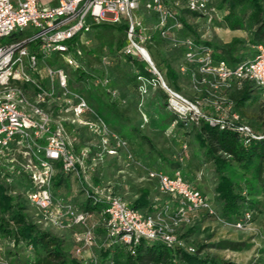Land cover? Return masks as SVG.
Returning a JSON list of instances; mask_svg holds the SVG:
<instances>
[{"label":"trees","instance_id":"obj_1","mask_svg":"<svg viewBox=\"0 0 264 264\" xmlns=\"http://www.w3.org/2000/svg\"><path fill=\"white\" fill-rule=\"evenodd\" d=\"M147 1H141L136 15L147 28L155 27L151 40L145 46L167 86L188 100L208 102L201 108L214 118L218 113L211 103L223 98L226 107L232 106L231 113H237L256 132L264 133L262 124L247 116L248 106L263 99L260 87L254 82L233 78L229 87L214 89L211 76H207V84L202 83L199 66L187 62L184 46L187 39H193L197 45L212 50L216 63L225 61L230 68L254 58L258 53L257 47L264 46V0H211L212 7L227 11L222 21L227 28L244 30L249 34V39L234 38L229 43L205 39L206 26L210 21L175 6L172 0L164 1L176 11L181 27L175 29L169 38L163 37L161 30L156 28L158 15L145 9ZM189 15L193 16V23L189 21ZM127 31L125 19L118 24H95L87 35L91 44L82 47L81 69L73 70L59 56L51 64L65 70L71 91L85 96L111 131L128 143L129 150L146 170H125V150H119L118 155H105L98 162L91 173L93 184H110L125 200V193L131 194L132 200L126 201L133 208L145 216H154L164 214L166 206L175 212L178 202L176 197L160 191L157 181L147 177V170L168 175L181 171L185 181L194 186L200 174L204 181L213 182L214 198L221 208V215L216 211L219 218L234 223L249 214L250 221H253L261 210V197L264 196V139L246 143L237 131L213 126L206 119L195 122L190 117L182 118L170 110L169 95L162 87L153 85L157 77L150 72L148 63L137 56L124 55ZM104 34L110 35V39L103 37ZM75 45L72 42L71 47ZM103 57L111 63L107 68L102 65ZM106 74L111 79L109 87L95 86L90 81ZM144 84L146 94L141 91ZM187 88L196 89L198 97L194 98ZM112 91L117 95L113 96ZM53 106L54 117L71 109L62 101L54 102L51 109ZM151 112L155 114L152 123L149 122ZM63 125L77 137V150L93 144L91 149L95 153L94 145L99 144V139L88 127L78 129L71 124ZM110 145L114 147L112 141ZM129 171H137L144 181L134 183V177H126ZM64 177L58 173L53 180L55 198L59 195L55 189L61 187ZM8 178L12 179L11 183ZM82 185L85 187L84 183ZM31 189L32 180L28 172L19 166L11 170L10 164L0 160V264H236L205 254L204 245L195 247L187 240L200 231L199 224L203 220L217 221L207 211H199L192 220V226L182 225L177 230L181 244L170 247L162 241L141 240L137 245H127L108 240L102 218L98 215L104 205H92L89 197L83 203L82 211L95 214V220L100 222L96 229L98 246L94 249L93 259L78 257L74 250L75 237L67 240L39 223L40 213L27 198ZM184 226L187 227L186 232L180 235ZM189 247H194L195 252H189Z\"/></svg>","mask_w":264,"mask_h":264},{"label":"built area","instance_id":"obj_2","mask_svg":"<svg viewBox=\"0 0 264 264\" xmlns=\"http://www.w3.org/2000/svg\"><path fill=\"white\" fill-rule=\"evenodd\" d=\"M141 1L53 0L45 5L43 0H0V39H12L10 43L0 44V160L10 164L11 170L19 166L30 174L32 189L27 193V198L39 211V223L43 227L81 229L75 235L74 250L78 257L94 258V249L98 246L96 229L100 222L95 220V214L80 210L72 200L55 198L53 180L58 173L76 176L85 184L84 193L91 198L92 203L104 205L98 215L102 218L101 223L111 243L137 245L141 240H147L162 241L170 247L181 244L177 230L182 225L191 224L199 211H207L217 221L238 230L251 222L249 214L234 223L219 218L208 195L185 181L181 171L168 175L147 170V177L157 181L160 191L176 197L178 202L175 212L166 206L164 214L154 216H145L133 208L115 193L110 184L97 186L92 182L91 173L98 162L105 155H118L119 150H125V170H146L129 150L128 143L111 131L86 98L71 91L69 77L63 68L48 65L47 79L50 84H44L40 77L39 61L56 55L73 70L81 69L82 47L91 44L87 35L95 24H118L125 19L128 31L124 55L137 56L148 63L150 72L157 77L153 85L167 91L168 107L180 117H190L195 122L206 119L213 126L237 131L246 143L264 139V133L256 132L237 113H231L232 106L226 107L223 98L211 103L218 113V117L214 118L201 108L208 102L202 99L188 100L167 86L145 46L151 40V32L155 27L147 28L138 19L136 11ZM172 1L175 6L185 8L210 22L219 18L220 11L211 6V0ZM145 9L158 15L156 28L161 30L163 37L169 38L175 29L181 27L176 11L169 8L164 0H148ZM108 13L115 14L113 20L106 18ZM28 29L34 31L33 35L26 36ZM17 31L20 36L16 34ZM72 42L76 44L73 48ZM184 46L187 49V62L199 66L203 75L202 83L209 82L207 76L213 77L211 87L214 89L229 87L233 78L254 82L260 87L264 99L263 45L257 47L258 53L254 58L235 68H230L225 61L216 63L212 50L197 45L193 39H187ZM110 64L107 57L102 58L105 68ZM35 74L39 78H35ZM90 81L101 87L111 84L107 74L91 78ZM141 91L147 93L146 84L141 87ZM112 94L116 96L117 92L112 91ZM61 101L70 106L72 122L88 127L99 139V144L94 145L95 153L91 149L93 144L77 150V137L66 130L59 117H53L50 105ZM111 141L114 147L110 145ZM8 182L11 183L12 179L8 178ZM188 250L195 252L194 247Z\"/></svg>","mask_w":264,"mask_h":264},{"label":"rangeland","instance_id":"obj_3","mask_svg":"<svg viewBox=\"0 0 264 264\" xmlns=\"http://www.w3.org/2000/svg\"><path fill=\"white\" fill-rule=\"evenodd\" d=\"M49 1L53 0H43V3L46 5ZM56 2V0H54ZM216 2V1H215ZM219 10V9H218ZM219 18L210 22L206 26L205 39L213 40L218 39L224 43H229L230 40L235 38V35H244L240 38L249 39V34L244 30H231L227 28L223 23L224 16L227 14L226 10H219ZM250 12V11H249ZM248 12V13H249ZM115 14L108 13L106 18L108 20H113ZM188 19L191 23L194 22V18L192 15L188 16ZM221 23V24H218ZM34 31L32 29H28L26 31V36L33 35ZM17 35L20 36L19 31L16 32ZM103 37L106 39H110V35L104 34ZM12 39L6 38L1 40L0 44L10 43ZM255 51V49L253 48ZM56 55L50 56L46 59H42L39 61V69H40V77L43 79L45 85H49V80L47 79V67L51 65L54 61ZM94 59V57L92 56ZM35 78H39V76L33 75ZM190 94L196 98L198 97L199 92L196 89L191 88ZM84 96V95H83ZM85 97V96H84ZM87 100V99H86ZM264 100L261 99L257 104H251L247 108V116L248 118H253L258 121V123L264 128V114L262 113V104ZM55 106H53L52 112L53 117L56 116ZM59 115V119L63 124H71L74 125L75 128L84 127L82 124H75L72 122L73 115L71 110H64ZM58 118V117H54ZM85 120V118H83ZM90 146V145H88ZM87 147V146H85ZM80 150V149H79ZM133 177V176H132ZM134 183H142L144 180L140 177L134 175ZM83 185L81 180L78 179L74 175H68L64 177V181L60 188L55 189L59 194L58 199L60 197H64L66 199H73V201L79 206V209L83 210V203L87 200V196L83 192ZM196 188L205 191L208 195L214 209L221 215V208L216 204L214 198V185L213 182L204 181L202 176L198 175V180L195 185ZM124 195L126 200H132L131 194ZM262 205L261 210L258 212L253 221L248 223L244 229H236L231 226L224 225L223 223L213 220L206 219L200 222L199 227L200 231L193 233L187 240L192 243L195 247H199L204 245L205 254L216 257L219 260H228L232 261L236 264H264V196L261 197ZM93 205V203H92ZM198 221V220H197ZM193 224H191L192 226ZM44 228L50 229L53 233L64 236L67 240H72L78 233L81 232L80 228L69 229V230H58L46 225ZM187 227H183L180 231V235H184Z\"/></svg>","mask_w":264,"mask_h":264},{"label":"crops","instance_id":"obj_4","mask_svg":"<svg viewBox=\"0 0 264 264\" xmlns=\"http://www.w3.org/2000/svg\"><path fill=\"white\" fill-rule=\"evenodd\" d=\"M241 36H244V35H235V38H240ZM233 40V39H232ZM232 40H230L229 42H231ZM187 90L188 91H190L189 90V88H187ZM148 99V98H147ZM147 99H146V102H147ZM155 121V114L153 113V112H151V114H150V116H149V122L150 123H152V122H154ZM137 171H129V172H127V174H126V177H128V176H133L134 177V175H136V176H138V177H140L141 178V175L139 174V173H136ZM136 198V196H134V199Z\"/></svg>","mask_w":264,"mask_h":264}]
</instances>
